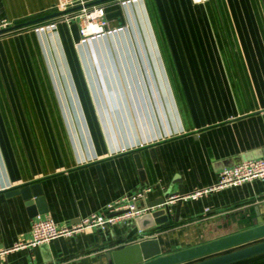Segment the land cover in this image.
<instances>
[{"label": "crops", "instance_id": "1", "mask_svg": "<svg viewBox=\"0 0 264 264\" xmlns=\"http://www.w3.org/2000/svg\"><path fill=\"white\" fill-rule=\"evenodd\" d=\"M61 2L0 0V19L15 25ZM121 2L102 4L109 28L126 19ZM143 3L155 88L137 96L123 85L132 72L141 83L137 67L123 76L117 61L122 92L101 91L112 83L104 62L82 61L76 48L80 12L0 35V250H9L0 264H107V253L152 238L166 255L264 223V179H255L182 199L178 220L173 204L167 223L145 231L134 220L14 249L36 218L10 194L21 187H36L44 214L69 226L144 186L152 190L139 205L210 189L224 167L264 156V0ZM53 28L56 47L46 38ZM59 39L68 76L53 52ZM262 263L264 254L235 264Z\"/></svg>", "mask_w": 264, "mask_h": 264}, {"label": "water", "instance_id": "2", "mask_svg": "<svg viewBox=\"0 0 264 264\" xmlns=\"http://www.w3.org/2000/svg\"><path fill=\"white\" fill-rule=\"evenodd\" d=\"M109 1L113 0H92L87 1L84 4H78L73 7H69L64 10L54 11L47 15H43L1 29L0 35L7 34L12 31L26 28L29 26L46 23L70 14H75L77 12L83 11L84 9L91 8L96 5H102ZM246 159L249 158L245 157L244 160ZM136 160L139 167H141L138 154H136ZM10 194H21L26 200L32 216L35 217L37 215L47 213V209L42 205L43 199L40 197L41 193L36 189V187H32V190L29 187H21L19 189L11 191ZM180 194L182 195L184 193L181 191ZM169 197V195L164 196L163 198L147 205H160L166 202ZM181 203L182 199H179L175 203H173L177 206L176 220L179 219ZM173 204L165 205V207H161L136 218L135 222L139 230L145 231L157 225L167 223L170 219L171 207ZM240 246L244 247L238 248ZM263 254L264 223L262 221H259L255 226L250 227L248 229L238 231L214 239L212 241H208L190 248L175 251L166 255L161 254V249L158 240L156 238H152L143 239L135 243L129 244L122 249L109 252L106 254V257L107 264H185L200 259L202 260L191 264H235L249 258L261 256Z\"/></svg>", "mask_w": 264, "mask_h": 264}, {"label": "built area", "instance_id": "3", "mask_svg": "<svg viewBox=\"0 0 264 264\" xmlns=\"http://www.w3.org/2000/svg\"><path fill=\"white\" fill-rule=\"evenodd\" d=\"M194 1L200 2L203 0ZM85 2H87V0H62L59 5V10H64L78 4H84ZM80 13L84 16V22L81 25V32L84 35H88L86 29L92 23L100 28V32L92 34V36L103 33L109 25L108 19L106 18V7L104 5H96L94 7L84 9ZM53 23L54 22H49L47 25ZM11 25L12 22L9 19H0V30ZM255 179H264V156L246 159L232 166L224 167L220 171L219 181L214 187L205 189L204 191H198L191 195H172L166 200V202L160 205H139V201L144 200L148 193L152 190L151 186H144L132 195H126L116 202L108 205L105 213L93 214L80 219L79 222L73 223L69 226H59L51 215H37L32 223L30 239L17 243L14 246V249L35 247L39 244L50 242L59 237L74 236L93 227L105 228L118 223L134 221L136 218L146 213L165 207V205L173 204L179 199H196L204 193L229 186L237 187ZM8 251L9 250H0V256L6 254Z\"/></svg>", "mask_w": 264, "mask_h": 264}, {"label": "rangeland", "instance_id": "4", "mask_svg": "<svg viewBox=\"0 0 264 264\" xmlns=\"http://www.w3.org/2000/svg\"><path fill=\"white\" fill-rule=\"evenodd\" d=\"M133 3H131V0H122L121 4L125 5L124 7L128 11V14L124 22L121 23V25L118 27H107L103 33L92 36L82 34L80 26V32L83 37V41H78L76 43V48H78L81 60H89L91 62H94L96 65H98V62L100 60L104 62L106 71L108 73L107 79L112 83L107 84L106 86L102 85L103 89L101 91H103L104 93L108 92L111 95L114 90H118L121 92L123 90V87L120 83H115L117 69L114 67V65L116 61L123 76H125V73L127 74V72L136 71V69H134L135 67H137V71H139L141 83L136 78V75H134V72H132L133 77H131V73L127 74L128 77L125 79V81L128 82L123 85L128 93L132 92L133 96H137V92L141 93L142 90H145L146 92L154 91L153 87L155 88V83H152L154 82V80L151 74V68L149 65H147L148 52L146 50L145 44L148 43V35L146 31L148 19L144 13V3L143 0H134ZM39 37L41 39L40 33ZM48 37L50 38V42L52 41L51 43L55 46L54 41L51 39L52 37L59 38L57 29L53 28L47 31L46 38ZM42 46L44 49V58L54 59L50 49L44 46L43 43ZM58 46L60 48V55L56 51V48H54L53 46L52 48H54L53 52L55 59L59 61L57 62L59 66L58 68L60 70L59 72L62 76H68L70 75V69L68 67H65L60 61L70 59V57L68 53L63 51V49L61 48L62 43L60 39L58 42ZM46 50L48 52H46ZM93 70L94 69L92 66V71ZM97 71H99L98 67ZM148 72L150 75L148 74ZM143 75L146 76V79ZM102 104H106L107 107H111V109H113L114 107L112 106H114L115 100L108 99L106 100V102L102 100Z\"/></svg>", "mask_w": 264, "mask_h": 264}, {"label": "bare ground", "instance_id": "5", "mask_svg": "<svg viewBox=\"0 0 264 264\" xmlns=\"http://www.w3.org/2000/svg\"><path fill=\"white\" fill-rule=\"evenodd\" d=\"M86 32L88 35L97 34V32H100V28L96 26L95 24L89 25V27L86 29Z\"/></svg>", "mask_w": 264, "mask_h": 264}, {"label": "trees", "instance_id": "6", "mask_svg": "<svg viewBox=\"0 0 264 264\" xmlns=\"http://www.w3.org/2000/svg\"><path fill=\"white\" fill-rule=\"evenodd\" d=\"M263 264V263H262Z\"/></svg>", "mask_w": 264, "mask_h": 264}]
</instances>
